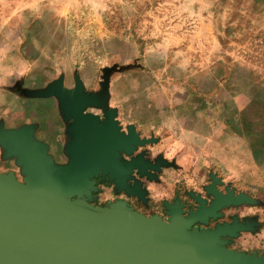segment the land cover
Wrapping results in <instances>:
<instances>
[{
  "label": "water",
  "instance_id": "1",
  "mask_svg": "<svg viewBox=\"0 0 264 264\" xmlns=\"http://www.w3.org/2000/svg\"><path fill=\"white\" fill-rule=\"evenodd\" d=\"M111 72L103 70L96 93L86 92L79 79L65 88L61 78L39 92L55 94L68 123L64 163L55 162L33 125L0 126L3 155L15 159L20 175L0 172V264H264V253L227 247L240 232L255 231V216L219 221L223 208L257 199L229 186L220 190L214 174L204 186L208 198L191 191L194 207L179 196L164 201L165 218L145 215L122 198L93 204L98 183L146 204L140 178L154 179L168 165L161 157L151 161L145 151L133 155L154 139L141 138L131 125L125 132L116 110L105 107ZM88 106L103 107V116L85 112Z\"/></svg>",
  "mask_w": 264,
  "mask_h": 264
},
{
  "label": "crops",
  "instance_id": "2",
  "mask_svg": "<svg viewBox=\"0 0 264 264\" xmlns=\"http://www.w3.org/2000/svg\"><path fill=\"white\" fill-rule=\"evenodd\" d=\"M76 1L0 0V126L33 125L35 137L46 142L48 152L58 163L67 160L63 149L68 123L62 118L55 94L39 92L58 78L68 89L75 86L77 79L83 85L96 80L91 68L98 66L99 50H113L115 44L114 36L91 28L82 56L81 35L87 34L71 26L75 15L79 18L81 14ZM67 13L72 17L68 22ZM169 63L175 62L170 59ZM163 78L162 87L156 86L152 94L139 79L125 75L121 80L111 76L108 86L107 108L116 110L115 119L123 130L126 132L125 127L131 125L141 138L154 139L138 146L133 155L145 151L151 161L161 157L168 163L156 171L154 179L140 178L146 197L150 199L159 189H176L175 196L182 201L191 191L203 195L211 174L222 181L218 185L222 191L229 186L235 193L252 197L255 194L251 189L264 191V85L257 74L245 65L231 64L214 71L203 66L178 75L170 72ZM84 90L97 92L86 86ZM85 112L97 114L93 109ZM0 157H4L1 147ZM196 166L201 169L200 176L194 177ZM168 169L186 173L187 179L203 176L206 180L199 184L202 189L188 182L182 184L188 187L179 190L181 180L177 175L169 177ZM10 170L0 168V172ZM98 186L94 205L105 206L118 197L128 202L136 199L122 192L116 194L110 183V196H106L104 184ZM240 206L245 207H225L219 220H229L230 214L224 210ZM135 210L145 215H163L156 209ZM235 214L240 219L246 217ZM243 232L227 247L242 251L244 248H235L233 243L245 242ZM254 239H264L263 229L254 234Z\"/></svg>",
  "mask_w": 264,
  "mask_h": 264
},
{
  "label": "rangeland",
  "instance_id": "3",
  "mask_svg": "<svg viewBox=\"0 0 264 264\" xmlns=\"http://www.w3.org/2000/svg\"><path fill=\"white\" fill-rule=\"evenodd\" d=\"M76 2L81 14L79 18V15L73 16L75 18L71 20V26L78 27L82 34H87L81 35L82 56L87 48L85 41L91 28L114 36L113 43H115L113 50H99L98 66L91 68L92 73H96V80L86 82L84 86L87 88L96 89L98 92L103 81V70L112 69L109 81L111 76L121 80V76L124 75L129 79H139L138 82L150 90L149 94H152L156 86L158 89L162 87L160 82L164 79L163 76L169 75L170 72L178 75L184 73V70H194L203 66L210 67L211 71H214L231 64L251 68L264 85V0H77ZM70 18L72 17L67 13V22ZM170 59L175 63L171 65ZM84 70L90 71L82 68V71ZM87 109H93L97 115L103 116V107L88 106ZM0 168L11 169L20 179L19 167L13 157L10 159L0 157ZM200 170L198 166L194 168L192 172L194 177L200 176ZM168 172L169 177L177 175L181 180L182 183L178 185L179 190L188 187L182 185L188 182L202 189L199 184L206 180L203 176L200 178L190 176V179H187L186 173L175 169H168ZM109 187V183H104L106 196H110ZM251 191L255 194L253 197L258 203L243 204L245 207L224 210L230 214L229 220L224 221H230L235 213L246 217L255 216L256 219L258 216L264 218V191L259 188ZM175 192L176 189H166V191L159 189L154 196L147 198L146 204L137 199H132L128 204L133 209H141L144 212H152L153 209L162 211L163 215H161L165 218L162 201H173L176 197ZM202 196L207 197L205 193ZM186 201V206L195 204L189 197ZM221 212L223 214V211ZM213 224L214 222H211L209 226ZM260 229L264 231V219L263 221L257 219L254 232L244 231L241 234L244 243L235 242L233 246L244 248L242 251L246 253L255 252V249L259 254L264 253V239H254V234Z\"/></svg>",
  "mask_w": 264,
  "mask_h": 264
},
{
  "label": "flooded vegetation",
  "instance_id": "4",
  "mask_svg": "<svg viewBox=\"0 0 264 264\" xmlns=\"http://www.w3.org/2000/svg\"><path fill=\"white\" fill-rule=\"evenodd\" d=\"M186 202H187V201H186ZM194 206H195V204L192 205V207H194Z\"/></svg>",
  "mask_w": 264,
  "mask_h": 264
}]
</instances>
